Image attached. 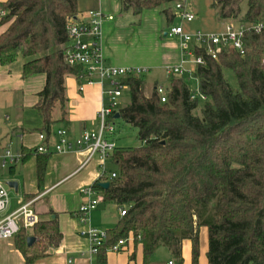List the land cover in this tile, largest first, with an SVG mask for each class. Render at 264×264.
Listing matches in <instances>:
<instances>
[{"label":"trees","instance_id":"16d2710c","mask_svg":"<svg viewBox=\"0 0 264 264\" xmlns=\"http://www.w3.org/2000/svg\"><path fill=\"white\" fill-rule=\"evenodd\" d=\"M180 1L119 0L121 12L136 17L161 10L167 31L182 23L174 15ZM212 7L225 25L264 27V0H213ZM1 12L0 25L10 24L0 34V64L21 56L23 77H45L35 109L47 138L65 78L83 72L64 59L67 24L81 21L77 0H6ZM242 42L244 55L228 50L213 60L195 51L203 64L189 76L170 77L163 103L154 90L144 95L145 75L122 79L130 103L118 108V118L136 130L142 145L116 147L108 159L115 178L106 189L99 180L92 184L103 204L125 212L105 231L99 257L131 238L140 243L144 261L163 246L182 264L181 244L188 240L191 264H198L199 230L205 228L207 264H264V32H244ZM191 81L204 100L191 98ZM33 154L40 190L50 152L32 149L22 158ZM28 237L34 238L30 247ZM28 237L19 233L13 239L25 264H34L49 255L61 234L56 220L48 218L38 220Z\"/></svg>","mask_w":264,"mask_h":264},{"label":"crops","instance_id":"0c3cea01","mask_svg":"<svg viewBox=\"0 0 264 264\" xmlns=\"http://www.w3.org/2000/svg\"><path fill=\"white\" fill-rule=\"evenodd\" d=\"M5 1L0 0V3ZM77 6L78 20H86L89 11H100L104 16L112 17V20H103L101 24L100 46L106 65L146 68L147 73L152 70L162 71L165 77H168L166 69L180 65L182 59L180 41L178 38L166 35L168 25L159 15V10L145 11L137 17L132 15L138 19V24L134 29L129 30L132 40L136 37L145 43L154 40L156 48L144 46L140 50L132 48L119 51L113 45L120 34L121 25L113 16L121 12L119 0H77ZM174 23L177 24L176 19ZM224 25L222 24L221 30ZM4 30L5 26L0 25V34ZM184 30L189 32L185 28ZM161 34L164 39L161 38ZM25 61L26 59L19 56L11 64H0V154L4 150H9L13 156L19 157L4 168L1 167L0 161V170H6L8 174L6 181L17 183L16 191L10 189L12 193L7 192L8 205L1 213V218L28 205L27 209L32 210L38 220L48 218L56 220L61 239L56 247L49 248L48 256L36 260L34 264H167L168 262L175 264L169 251L159 248L157 250H162L160 254L155 250L147 261H144L140 243H134L131 238L118 253L105 251L100 257L90 255L88 240L79 235L80 225L76 212L83 202L80 191L98 180L100 161L95 156L83 165L84 156L81 154L56 153L55 132L58 129H65L68 138L74 140L84 131L98 129L97 113L101 106L99 86H88L81 93L78 91L75 77L65 78L63 101L56 102L51 113L53 123L50 135L47 137L50 156L41 189H38L36 155L27 156L23 160L22 153L31 151L40 144L38 136L43 133L42 124L35 106L38 102V93L44 87L45 77L41 74L23 77L22 67ZM155 85L156 83L151 90H154ZM55 108L58 109L56 116H54ZM107 163L109 160L106 161L105 167ZM96 210L97 208L92 211L90 219L92 226L100 231L113 229L120 219L117 209V219H114L111 226V222L106 224L99 220L95 214ZM17 225L20 234L31 236L32 228H25L21 218L18 219ZM203 246L202 239V248ZM206 251L207 239L205 248L199 251L201 256L198 264H207ZM181 258L182 264H191V244L188 240L181 244ZM0 264H25L23 256L15 247L13 238L0 239Z\"/></svg>","mask_w":264,"mask_h":264},{"label":"built area","instance_id":"2783aa9c","mask_svg":"<svg viewBox=\"0 0 264 264\" xmlns=\"http://www.w3.org/2000/svg\"><path fill=\"white\" fill-rule=\"evenodd\" d=\"M174 15L184 23H191L195 19L190 7L184 0L177 2L174 6ZM103 20H112V17L104 16L100 11H89L86 20L70 21L66 27L68 44L64 49V59L69 66H81L83 72L75 76L78 82V91L83 92L86 87L97 85L101 92V106L97 113L98 129L96 131H84L78 138L70 140L65 129H58L55 132L57 143L54 145L56 153L76 152L84 156L83 165L90 162L95 156L100 161L99 177L100 183L109 182L115 178V174L108 173L105 167L106 161L116 149V144L109 137L115 133L114 116L118 113L120 100L127 87L122 79L127 77H139L148 72L146 68L139 67H114L106 65L100 46L101 24ZM259 34L264 32V27L257 24L250 27L240 26L236 28L232 24L224 25L220 32L204 33L200 31L187 32L179 24L171 26L166 35L171 38H178L182 59L179 66L166 69V75L189 76L192 68L202 65L201 55L216 60L219 55L228 50H233L239 55H244L242 38L244 32ZM189 65V68H186ZM154 91L163 103L167 99V91L161 85H156ZM197 89L192 93L191 98L198 96L204 100L205 97L198 94ZM40 144L35 148L38 153H48L49 148L46 136L41 133L38 136ZM17 158L9 150L0 154L1 167L12 164ZM83 202L79 206L76 217L80 225L79 235L89 242V254L98 255L100 248L106 238L105 231H100L91 224V213L102 203V195L92 185L84 187L80 191ZM8 205V194L6 188L0 182V214ZM28 206V205H27ZM27 206H22L16 212L0 218V239H11L19 233L18 219H22L25 228H32L38 221L37 216ZM120 216L125 212L119 211ZM130 240V238H129ZM128 240H119L115 245L106 251L118 253L126 246ZM167 264H172L168 262Z\"/></svg>","mask_w":264,"mask_h":264},{"label":"rangeland","instance_id":"374dc122","mask_svg":"<svg viewBox=\"0 0 264 264\" xmlns=\"http://www.w3.org/2000/svg\"><path fill=\"white\" fill-rule=\"evenodd\" d=\"M185 4L190 7V11L195 16V19L191 23H181V26L188 30L189 32H195L200 31L204 33H214L218 32L222 28L221 22H219L217 17L216 10L212 7L213 0H184ZM159 10V15L163 17V15ZM0 15H3V12H1ZM115 21L119 22L121 25L119 28V37L117 41L113 43L114 47H116L119 51H126L132 48L142 49L144 46L151 47L153 49L156 48L155 41H147V43L140 41L139 37H136L132 40V37L130 36V29H134L136 25L138 24V19L133 17L131 13L129 12H120L119 14H113ZM164 18V17H163ZM178 23V22H177ZM10 22H8L5 26L8 27ZM164 25V24H163ZM165 27V26H164ZM161 38H163L161 34ZM186 68H189V65H186ZM186 77V76H185ZM225 77L227 78L229 84L231 87H235V82L232 79L231 75H227L225 73ZM145 86H144V95L146 97H149L152 93V87L156 83V85H161L164 88H168L169 81L168 77H165L162 71H155L152 70L150 73L145 74L144 76ZM188 86L191 90H194L196 88V83L189 82ZM130 103L129 94L127 91H124L122 99L120 100V108L126 107ZM58 114V109L55 108L54 110V116ZM114 127H115V133L109 137L110 140H113L116 144L117 148H138L142 144L137 139V132L136 130L131 127L130 125L126 124L124 120L121 118L114 120ZM106 170L108 173H112L115 171V166L113 164L107 163ZM8 179V174L6 170H0V182L5 187V182ZM6 188V187H5ZM8 193H12L10 189H7ZM95 214H97V217L100 221L104 223L112 222L114 219H117V209L113 205H107V204H100L97 207V210L95 211ZM1 218V214H0ZM110 227V226H109ZM107 227V228H109ZM202 239H203V248H202ZM206 239H207V231L204 228H201L199 230V249L201 246V249H204L206 246ZM159 249H166L165 247L161 246ZM201 249L199 250L201 252ZM162 250H157V254L162 252ZM201 256V254H200ZM199 256V258H200ZM198 258V260H199Z\"/></svg>","mask_w":264,"mask_h":264},{"label":"water","instance_id":"95a60500","mask_svg":"<svg viewBox=\"0 0 264 264\" xmlns=\"http://www.w3.org/2000/svg\"><path fill=\"white\" fill-rule=\"evenodd\" d=\"M118 116H119L118 113H116L114 118L117 119ZM5 186L9 189H13L14 191L17 190V183L15 181H6ZM108 186H109L108 182L99 183V187L102 189H106ZM33 242H34V238H32V237H28L26 240L28 247H30L33 244Z\"/></svg>","mask_w":264,"mask_h":264}]
</instances>
